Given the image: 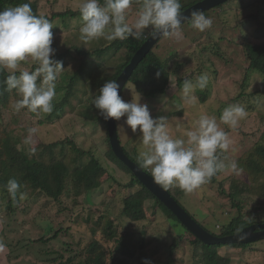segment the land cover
<instances>
[{
	"label": "rangeland",
	"instance_id": "obj_1",
	"mask_svg": "<svg viewBox=\"0 0 264 264\" xmlns=\"http://www.w3.org/2000/svg\"><path fill=\"white\" fill-rule=\"evenodd\" d=\"M181 1L194 5L203 0ZM30 2L37 4L35 15L44 16L53 23V47L57 49L54 58L62 61L65 67L56 82L54 108L66 97L73 77L83 64L95 62L96 70L87 81L83 77L90 71L86 67L81 72L74 84L70 103L64 107L60 119L49 120L52 112L39 117L26 109L16 112L14 105L20 99L16 93L0 119V138L16 140L17 148L30 157L32 151L40 152L41 146L70 138L78 148L91 151L101 162L103 171L101 187L97 190L82 192L78 197L73 193L63 195L60 201L41 192L28 193L18 207L12 209L7 208L0 188V242L5 245L2 264H83L93 242H99V253L105 252L106 264H202L201 250L193 248L192 237L179 222L169 219L153 200L145 203L147 217L144 221L131 222L123 214V200L139 186L126 189L131 175L108 156L105 122L93 106V99L105 81L111 80L116 73L126 51L93 56L91 52L106 50L115 40L100 38L85 44L80 39L81 18L56 16L78 11L81 0ZM139 7L131 6L128 10L129 23L135 21ZM205 15L213 20L211 28L200 32L185 23L181 25L180 40L163 38L154 47L157 56L170 65L171 77L164 95L143 97L131 83L125 85L121 95L125 101L135 99L147 103L154 118L167 116V128L174 138H182L200 115L216 117L230 140L229 149L222 151L226 155L223 160L225 163L236 162L238 173L225 170L218 175L216 182L210 180L191 193L175 186L169 189L192 217L207 230L218 233L239 214L232 206L234 201L242 207L245 218L264 222L263 191L259 190L252 170L247 169L249 162L255 159L251 151L264 132V75L250 69L247 57L249 44L264 46V0H234L222 8L207 11ZM149 32L150 29L145 30V33ZM78 51L81 54L78 55ZM35 67L31 61H25L17 72H31ZM202 74L209 77L207 86L203 90L194 89L191 95L195 101L186 103L183 82H194ZM229 105L242 106L247 112L246 118L235 129L220 122L223 110ZM97 117L100 119H95ZM117 126L122 145L137 159L141 150L137 134L123 125V118ZM30 128L36 131L31 142L26 144L24 141ZM56 150L60 152L61 146ZM74 151L65 146L64 154L70 167L83 162ZM84 158L88 159L87 156ZM260 166L264 167V161ZM246 186L252 188V193L246 190L236 194L234 200L229 198L235 190ZM110 232H113L112 236ZM122 238L134 242L144 240L145 246L137 250L133 259H124L118 253V241ZM220 254L231 258L232 264H264V240L252 243L248 248L223 247Z\"/></svg>",
	"mask_w": 264,
	"mask_h": 264
},
{
	"label": "clouds",
	"instance_id": "obj_2",
	"mask_svg": "<svg viewBox=\"0 0 264 264\" xmlns=\"http://www.w3.org/2000/svg\"><path fill=\"white\" fill-rule=\"evenodd\" d=\"M139 2V0H138ZM133 0H81L78 11L81 16L80 39L85 44L103 38L107 41L139 39L145 30L152 39L182 38L181 25L200 32L211 28L213 20L202 11H193L183 16L180 0H142L133 23L127 20ZM183 21V22H182ZM53 23L44 16L33 13L29 3L0 11V71L9 75L4 83L8 91L15 90L20 99L15 103L16 112L26 109L38 117L54 110L56 82L65 69L63 62L56 60ZM25 61H31L35 70H17ZM160 73H157L159 77ZM39 81V83H38ZM209 82L207 74L200 75L194 82H183V99L192 104L191 95L196 88L203 90ZM124 88V86H123ZM93 106L104 121L115 120L137 134L141 145L138 160L142 169L150 170L153 181L168 189L170 186L191 193L225 170L238 173L237 163H225L217 156L218 151L226 152L230 140L219 126L215 116L200 115L182 138H174L167 128V116L153 117L147 103L132 99L125 101L121 86L115 80H106L93 99ZM247 112L239 105H229L220 122L235 129ZM36 129H28L25 143L31 142ZM13 201L17 200L20 185L15 178L4 186ZM26 194L20 193L19 199ZM5 249L0 242V251Z\"/></svg>",
	"mask_w": 264,
	"mask_h": 264
},
{
	"label": "trees",
	"instance_id": "obj_3",
	"mask_svg": "<svg viewBox=\"0 0 264 264\" xmlns=\"http://www.w3.org/2000/svg\"><path fill=\"white\" fill-rule=\"evenodd\" d=\"M232 2H234V0H228L213 9L222 8ZM24 3H29L33 13H36L37 4L31 3L30 0H0V11ZM101 3H103V0H101ZM140 3H142V0H139V2L138 0H133L132 6L140 5ZM180 4V11L183 12L187 8L191 7V5H193V2L184 4V2L180 0ZM56 16L60 18H81L79 11H69ZM149 37L150 35L148 33H145V35L139 39H134L132 37L124 40L117 39L114 41L113 45L107 47L106 50L93 51L91 52V54L93 56H100L101 54H105L107 52H113L115 54L119 53L121 50L126 51L124 57H122V60L124 61L121 65L118 66L116 73L111 77V80L116 81L123 70L128 66L133 56L143 46V44ZM79 54H81L80 51H78V55ZM62 56L63 55H60V57ZM247 57L250 60V69L264 75V46L249 44L247 46ZM101 64L102 63H100V66ZM169 66V62L167 63L166 60L162 61L153 49L139 63V65L131 75L128 83L133 84L136 87L137 92L143 97L155 98L159 95H164L168 89L171 77ZM86 67L90 71V74L83 77L85 81L92 77L91 75H93L94 71L96 70V63L94 62L92 64H89L87 62L82 65V68L79 72H76L71 81L66 97L62 100V102L55 105L56 107L54 108V111H52L50 116H48L49 120H52L53 118L60 119L63 117L61 113L64 107L70 103V100L75 91L74 84H76L77 79L81 75V72L85 71ZM158 72L160 73L159 77H157ZM17 74H19V72H17ZM8 75L9 73L7 71H0V119L2 118L5 110L8 108L12 99H14V95L16 94L15 90L8 91L7 86L4 83ZM89 111H91V109ZM95 119L99 120L100 117H97ZM104 122L107 134L106 143L108 147V156L115 164L119 165L124 171L128 172L131 175V181L128 185L125 186V188L133 189L135 186H139L138 190H136L134 193L130 194L123 200V214L131 222L136 223L144 221L147 217L145 211V203L149 200H153L169 219L179 222L180 225L184 228V231L192 237L191 244L193 248L195 250H201L200 259L202 264H232L231 258L225 257L220 254L221 248L229 247L234 249H242L252 246V244L209 246L204 244L193 234H191L186 229V227L181 224L176 216L170 210H168L145 186H143L140 181L132 174L130 169L115 156L110 145L107 130V121ZM17 145V141L12 138H0V188L2 189L3 200L7 201L8 209L18 207L21 202V200L19 199L20 193H29V195H33L35 193L41 192L54 201H60L63 195L71 196V194L73 193L75 197H78L82 192L89 193L101 187L100 175L103 171L101 162L94 156L91 151L86 152L85 150L83 151V149L78 148L70 138H67L64 142H57L41 146L40 152L36 150L31 152L32 158L29 155H26L24 153L25 151L17 148ZM255 145V148L251 151V155H255V159L249 162L247 169L250 170V172L252 170V173L256 179L255 181H258L259 190L263 191L264 196V167L260 166L261 162L264 161V132L261 135L260 140ZM60 146L61 150L60 152H57L56 148ZM65 146H69V148L73 149V151L75 150L74 152L83 159V162L75 167H70V165L66 162V156L64 154ZM123 149L125 153L140 166V161L138 160V158L136 159L132 157L127 152L124 146ZM37 154L39 155L36 156ZM60 155H62V157ZM84 156H87L88 159L85 160ZM217 156L220 160L226 158V155L223 154L222 151H218ZM144 170L150 173L149 170ZM220 173L215 175L211 179V182H216V179ZM12 178H15L20 185L16 201H13L11 199L6 191V188L4 187L7 181ZM167 190L173 197L175 196L172 193L171 189L168 188ZM246 190L252 193V188L250 186H246L245 188H242V190H235L233 194L229 195V198L234 200L236 194L240 195L242 191ZM232 206L238 209L239 214L236 217L232 218V220H230L227 225H224L221 230L218 231V233L215 231L207 230L199 221H197L194 217L192 218L207 231L216 236L222 237L237 234L245 228L250 227L254 224L264 223L263 221L260 222L259 220H253L252 218H245L241 213L242 207L240 206V204H235V201ZM112 234L113 232H110V236H112ZM40 241L44 240L41 239ZM98 243L99 242H93L91 244L90 247H92V249L89 251V257L83 264H106L105 252L99 253V249H97ZM118 243V253L124 259H133L136 255L137 250L143 249L145 246L144 240L134 242V240H127L126 238H122L121 241H118ZM176 246L177 245L175 244L172 247V253L175 251Z\"/></svg>",
	"mask_w": 264,
	"mask_h": 264
},
{
	"label": "water",
	"instance_id": "obj_4",
	"mask_svg": "<svg viewBox=\"0 0 264 264\" xmlns=\"http://www.w3.org/2000/svg\"><path fill=\"white\" fill-rule=\"evenodd\" d=\"M228 0H203L187 8L182 13L183 16L190 17L193 11L199 10L203 13L223 4ZM183 22V21H182ZM187 22L182 23L185 24ZM152 39L151 36L136 52L128 66L123 70L117 78V82L121 86V94L124 90L123 86L128 83L134 70L137 68L143 58L154 49V47L162 40ZM107 130L110 140V145L115 156L123 162L132 172V174L145 186L168 210H170L181 224L193 234L197 239L206 245H230V244H252L264 240V223L254 224L245 228L241 232L230 236H216L203 228L197 223L192 216L176 201L171 193L162 186L157 185L151 174L142 169L134 162L124 151L118 134L117 121H107Z\"/></svg>",
	"mask_w": 264,
	"mask_h": 264
},
{
	"label": "crops",
	"instance_id": "obj_5",
	"mask_svg": "<svg viewBox=\"0 0 264 264\" xmlns=\"http://www.w3.org/2000/svg\"><path fill=\"white\" fill-rule=\"evenodd\" d=\"M5 259L4 251H0V264H2V259Z\"/></svg>",
	"mask_w": 264,
	"mask_h": 264
}]
</instances>
